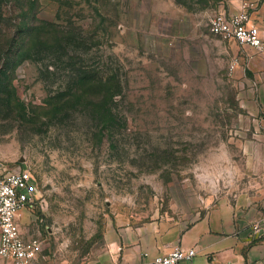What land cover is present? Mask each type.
<instances>
[{"label": "rangeland", "instance_id": "374dc122", "mask_svg": "<svg viewBox=\"0 0 264 264\" xmlns=\"http://www.w3.org/2000/svg\"><path fill=\"white\" fill-rule=\"evenodd\" d=\"M263 2L39 0L36 16L68 36L23 59L14 96L0 94V163L28 168L35 187L21 227L40 242L35 264H80L113 229L185 227L218 202L247 206L248 192L262 205L264 151L248 145L242 85L208 21ZM86 69L116 77L106 115L99 85L58 99Z\"/></svg>", "mask_w": 264, "mask_h": 264}, {"label": "crops", "instance_id": "0c3cea01", "mask_svg": "<svg viewBox=\"0 0 264 264\" xmlns=\"http://www.w3.org/2000/svg\"><path fill=\"white\" fill-rule=\"evenodd\" d=\"M249 16L258 23L264 36V2ZM223 42L230 59L237 61L232 74L242 85L243 133L248 145L257 142L259 150L264 151V48L259 50L233 38ZM262 175L264 182V171ZM246 195L251 200L247 206L218 202L185 227L154 221L113 229L106 245L80 264H154L153 255L167 252L176 244L195 247L194 264H245L258 259L264 256V232L252 237L251 223L264 215V201L258 205L252 201L250 192ZM25 210L18 219L20 229Z\"/></svg>", "mask_w": 264, "mask_h": 264}, {"label": "built area", "instance_id": "2783aa9c", "mask_svg": "<svg viewBox=\"0 0 264 264\" xmlns=\"http://www.w3.org/2000/svg\"><path fill=\"white\" fill-rule=\"evenodd\" d=\"M209 30L223 39H235L241 44L256 49L264 48V36L257 22L251 21L245 11L214 13L209 21ZM233 58L232 69L236 63ZM34 183L26 167L10 169L0 163V257L10 264H35L41 251L40 242L26 238L19 226V216L33 201ZM264 232V215L251 223L252 237ZM146 255V253H144ZM195 247L173 245L167 252L153 255L154 264H194ZM117 264V263H115Z\"/></svg>", "mask_w": 264, "mask_h": 264}, {"label": "trees", "instance_id": "16d2710c", "mask_svg": "<svg viewBox=\"0 0 264 264\" xmlns=\"http://www.w3.org/2000/svg\"><path fill=\"white\" fill-rule=\"evenodd\" d=\"M38 6L39 0H0V94L14 96L12 80L15 68L23 59L40 47L60 44L68 36V30L39 19L36 16ZM115 81L114 73L103 78L91 70H80L70 87L59 92L58 99L61 101L66 95L87 99L95 95V86L99 85L104 95L99 110L106 115L108 109L104 105L114 93Z\"/></svg>", "mask_w": 264, "mask_h": 264}]
</instances>
